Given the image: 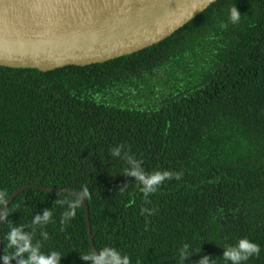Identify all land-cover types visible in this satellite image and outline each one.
Wrapping results in <instances>:
<instances>
[{
  "label": "trees",
  "instance_id": "trees-1",
  "mask_svg": "<svg viewBox=\"0 0 264 264\" xmlns=\"http://www.w3.org/2000/svg\"><path fill=\"white\" fill-rule=\"evenodd\" d=\"M241 13L228 21L229 9ZM126 97L139 101L130 104ZM142 98V99H140ZM122 146L146 172L181 173L144 196ZM86 185L89 197L61 223L66 204ZM8 220L33 231L60 264L105 246L131 264H185L248 238L264 264V0H218L171 37L133 55L48 72L0 67V190ZM1 222V254L7 247ZM93 238V244L91 241ZM15 264V261H13Z\"/></svg>",
  "mask_w": 264,
  "mask_h": 264
},
{
  "label": "water",
  "instance_id": "water-1",
  "mask_svg": "<svg viewBox=\"0 0 264 264\" xmlns=\"http://www.w3.org/2000/svg\"><path fill=\"white\" fill-rule=\"evenodd\" d=\"M217 1L0 0V67L48 72L133 55L168 39ZM30 188L69 193L26 186L6 208ZM1 248L0 222V254Z\"/></svg>",
  "mask_w": 264,
  "mask_h": 264
},
{
  "label": "clouds",
  "instance_id": "clouds-1",
  "mask_svg": "<svg viewBox=\"0 0 264 264\" xmlns=\"http://www.w3.org/2000/svg\"><path fill=\"white\" fill-rule=\"evenodd\" d=\"M241 20V13L235 6L229 9L228 21L232 24H237ZM113 157L124 159L128 167L124 170L125 177H133L135 181L141 185V191L147 197L151 193H155L158 187L165 181L181 178V173H173L171 171H154L146 172L142 166V161L135 158L134 155L127 152L122 153V146H116L111 149ZM89 197V190L86 185L75 193L71 200H57L61 205L66 204V209L62 212L61 223H67L75 216L77 207L81 202ZM8 195L4 190H0V222H7L8 231L6 233L7 247L10 252L0 254V264H60L62 255L59 251L50 250L45 253L42 251L40 240H34V231L37 226L41 229L40 236L47 239L48 233L42 229L46 226L51 218V211L45 209L42 214L34 215L31 221L33 231H27L23 226L13 224L8 220ZM261 251L260 245L248 238H240L235 244L228 245L223 248L222 258L225 264H243L252 256L259 255ZM199 249H191L185 244L179 249L178 260L179 264H185L188 257L195 253H199ZM82 260L89 264H131L130 257L127 254H122L118 249L110 246H105L97 251H88L80 253ZM190 264H216V259L210 255H201L199 258L190 262Z\"/></svg>",
  "mask_w": 264,
  "mask_h": 264
},
{
  "label": "rangeland",
  "instance_id": "rangeland-1",
  "mask_svg": "<svg viewBox=\"0 0 264 264\" xmlns=\"http://www.w3.org/2000/svg\"><path fill=\"white\" fill-rule=\"evenodd\" d=\"M126 99H127V102L130 103V104H134V103L139 101V98L136 100V99H134L132 97H126ZM140 99H142V98H140Z\"/></svg>",
  "mask_w": 264,
  "mask_h": 264
}]
</instances>
